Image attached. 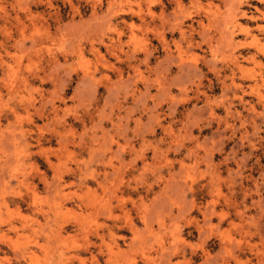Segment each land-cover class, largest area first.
Wrapping results in <instances>:
<instances>
[{"label": "rangeland", "instance_id": "rangeland-1", "mask_svg": "<svg viewBox=\"0 0 264 264\" xmlns=\"http://www.w3.org/2000/svg\"><path fill=\"white\" fill-rule=\"evenodd\" d=\"M263 12L0 0V264H264Z\"/></svg>", "mask_w": 264, "mask_h": 264}, {"label": "bare ground", "instance_id": "bare-ground-1", "mask_svg": "<svg viewBox=\"0 0 264 264\" xmlns=\"http://www.w3.org/2000/svg\"><path fill=\"white\" fill-rule=\"evenodd\" d=\"M157 1V0H156ZM262 10V9H261ZM263 15H264V12L262 13ZM240 15V14H239ZM233 19V18H232ZM229 21V20H228ZM230 25H231V27H232V30L234 29V28H237V27H239L240 25L237 23V21L236 20H234L233 19V21H231L230 22ZM242 25V24H241ZM245 26V25H244ZM241 29H243V31L245 32V33H248L249 32V30H248V28H246V27H241ZM230 33H232V31L230 32ZM181 34H185L184 33V30H181ZM234 34V33H233ZM252 35V34H251ZM233 36V35H232ZM250 37H252V36H250ZM253 39H254V41L256 42V41H258L257 39L258 38H256L255 36H253ZM233 56V55H232ZM254 58L252 57V60H253ZM232 62V61H231ZM235 64V68H237V69H239L240 71H242L243 70V66L241 65V63L239 62V61H237V60H235V62H234ZM18 65V64H17ZM13 72V71H12ZM17 76V75H16ZM264 79V78H263ZM233 81V80H232Z\"/></svg>", "mask_w": 264, "mask_h": 264}]
</instances>
